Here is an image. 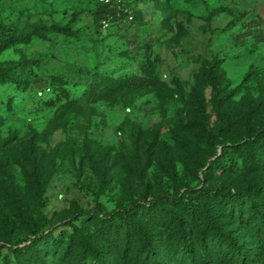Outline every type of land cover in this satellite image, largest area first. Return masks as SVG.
Returning <instances> with one entry per match:
<instances>
[{
	"label": "rangeland",
	"instance_id": "rangeland-1",
	"mask_svg": "<svg viewBox=\"0 0 264 264\" xmlns=\"http://www.w3.org/2000/svg\"><path fill=\"white\" fill-rule=\"evenodd\" d=\"M127 2L0 0V264H264V0Z\"/></svg>",
	"mask_w": 264,
	"mask_h": 264
},
{
	"label": "built area",
	"instance_id": "built-area-1",
	"mask_svg": "<svg viewBox=\"0 0 264 264\" xmlns=\"http://www.w3.org/2000/svg\"><path fill=\"white\" fill-rule=\"evenodd\" d=\"M94 4L105 7L99 18V26L107 28L111 19L123 20L125 22L133 21V11L127 0H91ZM110 9V10H109Z\"/></svg>",
	"mask_w": 264,
	"mask_h": 264
},
{
	"label": "trees",
	"instance_id": "trees-1",
	"mask_svg": "<svg viewBox=\"0 0 264 264\" xmlns=\"http://www.w3.org/2000/svg\"><path fill=\"white\" fill-rule=\"evenodd\" d=\"M58 32H62L63 30L62 29H57ZM25 63L29 62L27 60L24 61ZM242 192V191H240ZM225 196V200H230V201H233L236 197H237V194L235 193H230V194H226L224 195ZM201 211H203L202 209H200ZM208 226L213 228V225L210 224V222H208ZM136 228L138 229V231L141 233V235L143 236V238L146 240L147 239V233L146 231H144L142 228H140L139 226H136ZM9 246V245H8Z\"/></svg>",
	"mask_w": 264,
	"mask_h": 264
}]
</instances>
